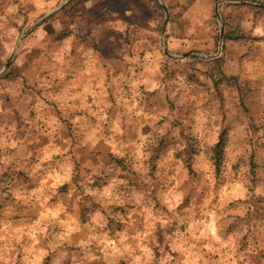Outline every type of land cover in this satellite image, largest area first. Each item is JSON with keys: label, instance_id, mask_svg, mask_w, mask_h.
Segmentation results:
<instances>
[{"label": "rangeland", "instance_id": "obj_1", "mask_svg": "<svg viewBox=\"0 0 264 264\" xmlns=\"http://www.w3.org/2000/svg\"><path fill=\"white\" fill-rule=\"evenodd\" d=\"M87 3L88 0H68L67 4L43 19L33 31L24 36L13 53L22 32L46 13L40 10L38 4L25 5L21 0H0V71L11 58L8 66L0 73V129H2L0 139L5 143V147L0 148V159L7 158L9 161L7 165L0 163V169H3L0 172V194H3L0 198V228L7 225V235L10 237L16 229L23 227V219L7 217V212L13 214L16 207L14 199L11 198L14 195L12 192L14 189L11 187L17 183L15 180L24 177L23 173L25 175L28 173L19 165L25 164L28 168L29 165L37 162L40 154L33 153L35 148L32 147L35 146H32V143L35 142L38 134L52 132L53 138H56L58 143L56 147L61 146L59 142L63 140L59 137L62 138L61 134H64L69 139L71 147L76 149V156L80 157L77 160L74 149L69 150V153L73 154L77 170L83 167L81 162L87 163L84 159L88 160L81 156V152H85L86 149L77 147L78 134L73 124L74 119L69 118L68 115L69 106L64 103L59 109L54 102H47L54 111H50V114L47 112L44 115L40 114L39 102H30L33 98L31 90L37 92L33 80L38 82L40 78H44L50 71L53 61L64 62L66 59L68 65L75 67L73 73L76 74L69 75L65 81L85 83L91 74V70L84 69L85 63L90 62L91 67L95 62L102 67L108 66V58L119 44V39H113L117 43L110 39L106 28L101 27L103 25L98 26L99 21L107 23L112 16L123 17L126 12H130L131 15H126L129 19L122 22L124 31L119 30L121 25L117 30L121 34L116 33V37L123 35L126 47L137 52L141 60L144 59L142 56L147 57L150 54L162 57L161 70L164 72L166 82H178L182 79L185 85L190 86L191 96L195 98L196 103L220 114L218 121L220 131L217 139L221 137L225 139V148L221 169L215 170L217 180L214 185L215 193L219 194L229 184V177L232 178V182L246 180L250 192L254 191L256 186L264 189V142L257 135L264 130V94L261 93V84L264 83V36L252 34L255 26H264V9L261 8L264 7V0H185L183 4L179 0H92L91 8L86 7ZM216 5H218L219 18ZM13 7L16 10L10 12L9 9ZM228 25L230 30L234 31L227 35L243 34L242 37L225 40ZM109 32L115 33L111 30ZM221 34L222 45H220ZM93 38H97V45H94L96 43ZM79 40L83 41L82 44L75 47ZM69 42V51L65 55L63 49ZM79 50L84 52V55L81 56ZM72 53L75 55L73 58ZM37 73H40L39 76H36ZM47 77L52 79L49 73ZM30 79H32L31 83ZM177 86H179L177 83H173V88ZM141 91H143L142 87ZM167 101V107L174 111L176 104L169 98ZM146 107L149 110L162 108L163 103H149ZM46 109L44 107V111ZM79 114H84L80 108L77 116ZM257 118L260 122H257ZM89 119L94 121L92 117ZM167 119L163 117L158 120L157 126H162ZM57 123L63 127L57 128ZM180 124L179 119L173 120L172 127H180ZM54 128L55 132L52 131ZM141 131L147 134L153 130L145 124ZM181 136L188 145L184 152H189L190 169L186 167L185 162L184 166L193 180H199L200 177L193 171V163L201 155L200 141L195 136L185 137L183 131ZM169 137L170 133L158 137L156 145L161 150L158 158L155 159L154 176H151V170L149 171V176L153 177L154 181L159 170L158 162L166 155L169 148L174 146V141ZM12 140L21 141L18 149L6 147V144ZM103 143L105 142L100 143L97 150ZM234 146L242 149V152L237 162L228 169L226 165ZM212 153L211 149L213 160ZM177 155L176 153V158L180 159ZM104 162L111 163L114 168L121 170L118 174L119 179L140 180L131 166L130 155L117 158L111 152L108 157H104ZM86 169L83 167L85 173L90 172V169ZM112 175L117 174L114 172ZM109 178L103 175L95 178L101 184L99 189L106 186H103V182L106 179L108 183ZM80 179V176L74 178L78 192H82L78 183ZM139 186L136 190L141 189L140 183ZM153 186H155L153 193L161 187L159 184ZM131 189L135 188L128 185V190ZM68 190L69 186L65 184L58 189V193L66 196ZM207 191V188L202 189L197 195V189H190L180 210L183 211L189 206L193 211H198L203 205ZM194 199L195 208H193ZM217 202L218 195L213 199L214 204ZM240 205H244L247 209L244 216H233L230 213L226 217L228 220L236 221L231 223L232 225L245 227L246 219L250 224L252 214L256 220L259 215L264 214V197L251 196L246 201H233L227 205V208L237 210ZM24 208L29 210V206ZM48 235V243L52 246L53 242H56V236L53 233ZM30 241L31 237L27 235H22L20 244L14 239L10 240L11 248L6 253L10 264L18 263L17 259L24 260L25 256H28V259H35L38 252L35 251L32 256L29 252H25V248H32L34 245ZM36 242L43 245V240L41 243L38 240ZM3 244L4 242H0V247H3ZM48 250L46 257L51 259L54 251ZM16 254L19 258L15 257ZM0 264L4 262L0 261Z\"/></svg>", "mask_w": 264, "mask_h": 264}, {"label": "clouds", "instance_id": "obj_2", "mask_svg": "<svg viewBox=\"0 0 264 264\" xmlns=\"http://www.w3.org/2000/svg\"><path fill=\"white\" fill-rule=\"evenodd\" d=\"M179 2L183 4L185 0H179ZM21 3L38 4L42 12L51 14L67 4L68 0H21ZM86 7H92V0H88ZM15 10V7L9 9L10 12ZM126 15H131V13L126 12ZM56 27L59 31L58 24ZM119 30L123 32L124 27L122 26ZM252 34L264 36V26H255ZM69 44L70 42L63 49L65 55L69 51ZM127 60L131 65L126 69L127 74L121 72L109 83L100 73L98 83L93 84L92 79H89L83 91L76 92L72 99L81 100L79 108L84 111V114L77 116L73 124L78 134L77 147L84 148L89 153L96 150L102 141L110 146L112 155L117 158H124L125 150L130 149L131 166L140 178L141 189H131V195H128V180L119 179L118 174L121 170L114 168L111 163H105L103 157H98L99 162L96 164H92L91 160L84 164L83 167L89 168L90 172L85 173L83 167L77 170L73 155L69 153L71 143L64 140V144L68 147L42 150L37 162L27 168L29 176L39 181V187L28 195L14 192L17 202L26 207L29 205L35 207L38 204L45 209L40 212L42 219L48 218L49 222L55 221L61 226L63 231L56 243L51 246V250H55V247L62 243H72V234L81 231L72 217H68V220L60 219V214L65 212L63 202L58 203L54 208H45L52 196H59L58 189L67 184L69 190L65 199H72L74 194L77 201L84 196L92 197L108 210L113 220L117 222L123 220L129 227L135 221L131 217L125 219L120 212L113 211V209L116 206L124 207L131 204L140 210L139 214L143 217V231H137L134 236L129 235L126 229L124 233H119L115 239H112L107 236L106 231H103L101 234H90L86 240L81 241L82 248H88L90 245L98 246L107 264H117L119 259H124L129 264H154V254L149 244L154 243L157 225L162 229L175 228L174 238L169 237V240L172 241V251L181 254L184 264H198V262L199 264H237L238 259L244 258V254L236 255L243 233L237 232L225 237L224 229L232 222L226 217L230 213L233 216H244L247 209L244 205H240L239 209L230 210L227 205L233 201H246L251 196L264 197V189L256 186L254 191L250 192L246 180L232 182V178L229 177V184L219 194L215 193L214 185L217 180L214 162L211 159V149L218 142L219 112L196 103L195 98L191 96L190 86L185 85L182 79L178 82H166L164 72L161 70L162 57L159 55L150 54L143 60L138 55H134ZM63 78L61 74V79ZM173 83L179 86L173 88ZM123 85L128 86L130 96L125 92ZM109 86H114L113 95L116 106L121 110L114 118L108 114V109L113 107L108 99L107 88ZM71 87L75 89L76 83H73ZM261 93L264 94V83L261 84ZM88 96L92 97L91 103L87 101ZM165 96L176 104L174 111L167 107ZM146 101L152 104L162 102L163 107L149 110L146 107ZM89 117L94 118V121ZM163 117L168 119L158 127L156 122ZM176 119L180 120V127H172V122ZM257 122H260L259 118ZM145 124L153 131L147 134L142 132L141 129ZM62 127L63 125L57 123V128ZM52 131L55 132L56 129ZM182 131L185 137L195 136L200 141L201 155L193 163V171L200 177L199 180H193L188 174L184 166V157L176 158V153L184 152L188 147L184 137L181 136ZM166 133H170L169 138L174 141V146L169 148L166 155L158 162L159 170L154 181L149 176L152 149L156 146L158 137H163ZM133 134L136 136L135 140L130 138ZM257 135L264 142V130ZM121 136L128 137L127 141H121ZM20 144L21 141L12 140L6 144V147L18 149ZM3 147L5 143L0 139V148ZM241 152L242 149L239 147L232 148V155L226 165L228 169L237 162ZM28 155L31 154L28 153ZM79 158L77 155L76 159L79 160ZM8 162L7 158L0 159V163L5 165ZM19 167L23 168L25 165L21 164ZM2 171L3 169H0V172ZM114 172L117 175H112ZM102 175L110 177L106 186L102 189L90 187L95 178ZM77 176L81 177L78 183L82 192H78L77 184L74 183V178ZM155 184L161 185L156 191V199L166 207L167 212L154 211L155 201L152 199V189ZM144 185L148 187L144 188ZM192 188L197 189V195L202 189L207 188L203 205L198 211L190 208L181 212L180 206ZM2 195L0 194V198ZM216 195H218V202L214 204L213 199ZM195 207L194 199L193 208ZM104 223L107 224V219ZM181 225L186 226L183 232L180 231ZM7 229V225L0 228V242H4L3 247H0V261L4 264H10V260L6 258V253L11 248L10 240L14 239L17 244H20L22 235H27L31 237L30 243L35 244L36 232L39 231L42 234L44 232L43 228L16 229L15 233L9 237ZM260 247L264 248V243H261ZM248 251H253V249L250 248ZM25 252L31 253L32 248H25ZM47 254V251H40L32 261L25 256V264H40L41 258ZM213 255H218L220 259L214 260ZM98 259L100 257L89 253L84 257V262L86 264L88 261ZM173 260V257L168 256L160 261V264H168ZM54 264H59V262L54 261ZM175 264H179V259L175 261Z\"/></svg>", "mask_w": 264, "mask_h": 264}, {"label": "crops", "instance_id": "obj_3", "mask_svg": "<svg viewBox=\"0 0 264 264\" xmlns=\"http://www.w3.org/2000/svg\"><path fill=\"white\" fill-rule=\"evenodd\" d=\"M55 12V11H54ZM53 13V12H52ZM51 13V14H52ZM47 14V13H46ZM50 14V15H51ZM77 16V15H76ZM125 18V19H124ZM78 19V18H77ZM76 19V20H77ZM129 18L125 16H112L110 18V21L107 23H102L99 21V25L101 27H105L106 31L108 32V35L110 36V39L112 41H115L113 39L118 40L119 44L118 47L115 48L113 53L109 56L108 66L102 67L99 66L97 62L93 63L94 66L91 67L90 62L85 63L84 69L91 70L90 77H88L87 81L83 84L76 83L77 87L74 89L71 87V85L74 83L72 82H66L65 78L70 76H74L73 73L75 67L71 64L68 65L66 62V59L64 62L59 61H53L52 65L50 67V71L47 72L51 74L52 79H48L47 74L44 78H40L38 82L34 81L35 88L37 89V92L34 90H31L33 94V98L30 100V102H39L40 106V114L44 115L46 112L49 113L50 111H54L53 108L47 103V102H54L57 104L59 109L61 108V105H64L66 103L67 106H69L68 109V115L69 118L74 119L77 117V111L79 109V105L81 104L80 99H72L73 96H75L77 91H83V87L87 86L88 80L92 79V83L96 84L99 82V74L102 73L105 81L111 82L113 77L118 76L121 74V72H125L127 74L126 69L130 68L131 65L128 63L127 58L133 57L134 55H137V52L134 50H130V48L126 47V44L123 42V35H119L116 37V33L121 34V32H118L117 30L122 25V22L128 21ZM43 21V20H42ZM79 21V20H77ZM41 23V22H40ZM77 23V22H76ZM78 25V23H77ZM123 26V25H122ZM36 28V27H35ZM115 32L110 33L109 31ZM33 31V30H32ZM31 32V31H30ZM29 32V33H30ZM28 33V34H29ZM26 34V35H28ZM25 35V36H26ZM92 37H89L91 39ZM94 42L96 43L97 38H93ZM99 39V38H98ZM125 40V39H124ZM78 44L75 47H79L83 41H77ZM117 43V41H115ZM94 45H97L94 44ZM80 55H84V52H81ZM74 53H72V58ZM78 58V57H77ZM142 58H145L142 56ZM63 60V59H62ZM83 64V63H82ZM82 66V65H81ZM97 67V68H95ZM87 70V72H88ZM40 73H37L36 76H39ZM61 74H63L64 78L61 79ZM93 76V77H92ZM33 78V76H30ZM41 80V81H40ZM51 81V82H50ZM32 82V79H30V83ZM125 92L130 96L131 92L128 89L127 85H123ZM107 91L109 93L108 99L111 101L113 107L108 109V114L112 116L113 118L119 114L121 111L116 106V100L115 96L113 95L114 92V86H109L107 88ZM30 92V93H31ZM44 99H43V98ZM169 97L165 96L164 100L167 101ZM92 97L88 96L87 101L91 103ZM147 105L149 103L146 101ZM168 102V101H167ZM44 107L47 109L44 111ZM42 108V109H41ZM150 108V107H149ZM82 112H84L82 110ZM50 114V113H49ZM46 116V115H45ZM80 116V114L78 115ZM68 117V116H67ZM53 133L50 131L42 132L38 134V136L35 137V142L32 143V148H35L33 150V153H39L41 154L42 150L44 149H52L58 145L56 138H53ZM61 137L59 139L61 140H68L64 134H61ZM132 140L136 139V136L133 134L130 137ZM54 139V141H53ZM121 141H127L128 137L121 136ZM60 147H68V145L64 144V142H59ZM74 149L72 147L69 148ZM153 150V156L150 158V174L151 176H154L153 172L156 171V162L155 159L158 158L160 147L157 145L152 149ZM38 151V152H37ZM130 149H126V155H130ZM195 151V150H193ZM74 156H76V149H74ZM81 156H84V159L86 162L91 160L92 164H95L98 160V157H108V155L111 153L110 146L107 143H103L102 146H100L99 150H94L93 152L89 153L87 150L85 152H81ZM179 153V152H178ZM177 153V154H178ZM70 154H72L70 152ZM183 155L188 156L189 158V152H182ZM73 155V154H72ZM125 155V156H126ZM178 156V155H177ZM180 158V157H179ZM35 164V163H34ZM34 164H31L28 166L31 167ZM81 164L84 166L85 163L81 162ZM25 165V164H24ZM190 165V164H189ZM189 168V166H186ZM23 170L27 168L23 167ZM190 169V168H189ZM86 170H89L87 168ZM24 177L22 179L15 180L17 183L14 184L11 188L14 189V191L19 192L24 195L31 194L35 192L36 188L39 187V181L33 180L28 173L26 175L23 173ZM153 178V177H152ZM128 180V185L131 188L137 189L139 186V180L136 178H130ZM14 182V181H13ZM103 186L106 185L107 181L106 179L103 182ZM101 184L94 180V183L90 185V187L96 189L100 188ZM146 187V186H145ZM29 189V191H28ZM155 191V186H153L152 189V199L155 201L154 204V211L156 210H162L164 212H167L166 207H164L158 199H156V193H153ZM130 190H128V195H131ZM66 196H52L51 199L47 202L45 205V208L51 207L54 208L58 203L63 202L65 206V212L60 214L61 220H68V217H72L76 221V224L80 227L81 231L79 233H73L72 234V243H62L55 247V250L52 253L51 259L47 258L46 256L42 257L40 260V264H54V261H58L59 264H85L84 257L91 253L92 255L100 257V259L95 261H88L86 264H107V261L103 258V253L100 251L99 247L96 245H90L88 248H82L81 247V241L86 240L90 234H101L103 231L107 232V236L109 238L115 239L117 237V234L124 233L127 229V232L129 235H135L137 231H143V217L139 214V209L131 204L125 205L124 207L116 206L113 211L120 212L122 216L125 217V219H128V217H131L135 223L129 227L128 224L125 223V221H115L112 219V217L108 214V210L103 208L100 203H98L94 198L84 196L80 201H77L74 197L72 199H65ZM12 199H14V202L16 204L15 212L11 214V212H7V217H12L16 219H23L22 224L23 227L21 229H28L31 230L33 228L39 229L43 228L44 232L43 234L39 231L36 232L35 239L40 241V243L43 240V245L38 244L36 242L33 245V252L30 253V256H32L35 251H47L50 249L51 251V245H49V238L48 234L53 233L54 236H56L55 241H57L58 236L62 233L63 229L61 226L55 222H49L48 218L42 219L40 216V212L45 210L44 208H41L38 204L35 207H31L29 205V210H26L24 208L25 205L20 204L16 200V195L11 196ZM10 198V199H11ZM182 206H180L181 208ZM185 210L190 209L189 206L184 208ZM180 210V209H179ZM183 210V211H185ZM181 211V210H180ZM181 211V212H183ZM99 213V214H98ZM252 220L250 224L247 222L246 219V225H239L236 226V221H233L226 226L224 229L225 231V237L232 236L233 234L240 232L243 233V235L240 237L239 240V247L236 250V255L239 256L240 254H244L243 259H238L237 264H264V248L260 247L261 243H264V214L259 215L258 219L256 220L254 215L251 216ZM105 219H107V224H105ZM238 223V221H237ZM251 225V226H250ZM103 226V228L101 227ZM185 225H181L180 231H185ZM174 232L175 228H168V229H162L159 225H157L156 231L154 233V243H150L149 246L151 247V250L154 254V264H160V261L165 260L166 257L171 256L174 258L173 261L168 262V264H175V261L179 259V264H184V260L180 253L173 252L172 251V241L169 240V237L174 238ZM56 242H53V245ZM253 249V251H248V249ZM71 252V253H68ZM63 254V255H62ZM15 257L19 258L17 254ZM214 260H219L220 257L218 255H213L212 257ZM34 260V259H33ZM29 261H32V258H29ZM18 263L15 264H25L24 260L17 259ZM117 264H129L128 261L124 259L117 260ZM199 264V262H198Z\"/></svg>", "mask_w": 264, "mask_h": 264}, {"label": "trees", "instance_id": "obj_4", "mask_svg": "<svg viewBox=\"0 0 264 264\" xmlns=\"http://www.w3.org/2000/svg\"><path fill=\"white\" fill-rule=\"evenodd\" d=\"M261 8L264 9V7L261 6ZM227 25V24H226ZM232 31L234 30H230L229 25H228V29L226 30L225 33V40L228 39H234L236 37L241 38L243 34H229L228 33H232ZM1 46V43H0ZM224 148H225V139L224 138H220L218 140V142L215 144L214 148H212L213 153H212V157H213V162H214V167L216 171H219L221 168V164H222V159H223V152H224ZM178 157H184V162L186 163V166H189V158L186 155H183L182 152L178 153Z\"/></svg>", "mask_w": 264, "mask_h": 264}, {"label": "water", "instance_id": "obj_5", "mask_svg": "<svg viewBox=\"0 0 264 264\" xmlns=\"http://www.w3.org/2000/svg\"><path fill=\"white\" fill-rule=\"evenodd\" d=\"M215 9H216V11H217V16H218V18H219V14H218V5H216ZM49 15H50V14H48V13L45 14L42 18H40L39 20H37L34 24H32L30 27H28L26 30H24V31L22 32V34L20 35V37L18 38V40H17V42H16V44H15V47H14L13 53H15V50H16L17 46L19 45V42L21 41V39H22L26 34H28L30 31H32V30H33V29H34V28H35L40 22H42L43 19L47 18ZM220 41H221L220 45H222V43H223V37H222V34L220 35ZM166 53H167V51H166ZM10 59H11V58H10ZM10 59L6 62V64L4 65V68H3V69H5V68L8 66ZM3 69H2V70H3ZM2 70H1V71H2ZM1 71H0V73H1Z\"/></svg>", "mask_w": 264, "mask_h": 264}]
</instances>
